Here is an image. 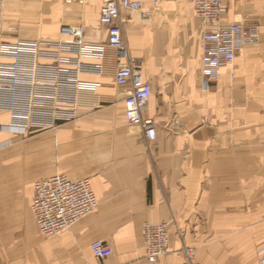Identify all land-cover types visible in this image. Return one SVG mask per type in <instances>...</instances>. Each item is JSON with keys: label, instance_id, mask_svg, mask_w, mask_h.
Wrapping results in <instances>:
<instances>
[{"label": "crops", "instance_id": "0c3cea01", "mask_svg": "<svg viewBox=\"0 0 264 264\" xmlns=\"http://www.w3.org/2000/svg\"><path fill=\"white\" fill-rule=\"evenodd\" d=\"M153 10L154 0H140ZM105 0H5V41L61 37L80 27L106 44ZM124 38L152 94L148 141L126 119L118 55L107 48L99 83L79 96L77 118L46 131L14 130L0 111V264H150L145 223L169 224V252L155 264H260L264 250V0H228L221 24L257 27L209 92L202 88L203 25L187 0H161L150 19L123 12ZM88 62L100 63L98 60ZM10 60L0 58L1 63ZM56 175L90 179L98 209L53 238L31 210L34 185ZM181 234H183L181 236ZM113 249L96 258L92 244ZM193 250L189 259L183 250Z\"/></svg>", "mask_w": 264, "mask_h": 264}, {"label": "built area", "instance_id": "2783aa9c", "mask_svg": "<svg viewBox=\"0 0 264 264\" xmlns=\"http://www.w3.org/2000/svg\"><path fill=\"white\" fill-rule=\"evenodd\" d=\"M0 0V111L8 112L14 130L46 131L78 116L79 96L95 93L99 83L81 80L82 74H102L101 61L107 48L117 51L115 84L126 88V119L139 127L148 141L157 138L155 122L144 112L152 94V86L144 80L139 60L130 54L124 38L123 12L140 14L150 19L161 0H154L153 10H144L140 0H105L101 22L108 28L106 44H88L80 27L63 26L61 37L51 39L4 40L3 8ZM68 1V0H61ZM203 25L202 88L209 92L219 79L221 70L232 66L237 54L260 45L259 29L241 24L223 25L220 20L228 10V0H187ZM87 60H98L92 63ZM99 200L90 179L71 180L64 175L35 183L31 210L44 238H53L95 212ZM183 234H181L182 236ZM143 237L146 259L155 264L169 252V224L145 223ZM94 256L105 260L113 249L102 241L92 246ZM191 258L193 250H183ZM260 264H264V250Z\"/></svg>", "mask_w": 264, "mask_h": 264}, {"label": "rangeland", "instance_id": "374dc122", "mask_svg": "<svg viewBox=\"0 0 264 264\" xmlns=\"http://www.w3.org/2000/svg\"><path fill=\"white\" fill-rule=\"evenodd\" d=\"M42 236V235H41ZM43 237V236H42ZM44 238V237H43Z\"/></svg>", "mask_w": 264, "mask_h": 264}]
</instances>
